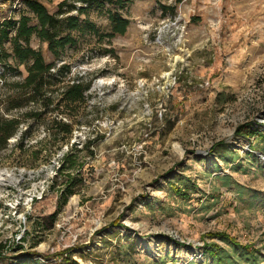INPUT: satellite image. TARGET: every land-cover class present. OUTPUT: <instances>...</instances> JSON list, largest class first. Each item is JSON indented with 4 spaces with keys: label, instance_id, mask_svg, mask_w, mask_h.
<instances>
[{
    "label": "rangeland",
    "instance_id": "obj_1",
    "mask_svg": "<svg viewBox=\"0 0 264 264\" xmlns=\"http://www.w3.org/2000/svg\"><path fill=\"white\" fill-rule=\"evenodd\" d=\"M40 1L60 19L82 7L102 31L108 12L129 22L101 41L72 31L57 56L30 37L53 63L54 102L68 82L90 87L71 117L56 112L66 138L32 121L0 147V264H210L205 245H224L212 232L264 246V0ZM22 14L36 22L25 0H0V26ZM29 62L2 56L0 92L15 94ZM66 171L82 183L63 199ZM177 174L197 186L188 199L168 188Z\"/></svg>",
    "mask_w": 264,
    "mask_h": 264
},
{
    "label": "trees",
    "instance_id": "obj_2",
    "mask_svg": "<svg viewBox=\"0 0 264 264\" xmlns=\"http://www.w3.org/2000/svg\"><path fill=\"white\" fill-rule=\"evenodd\" d=\"M83 1L98 4L107 2L123 7L127 0ZM25 2L36 18L35 23H30V16L22 14L17 19H4L0 26V44L5 38H9L11 41V52L0 53V59L2 56L5 58L8 55H12L18 62H27L30 59V62L26 64V74L20 81L15 83V94L0 92V108H2L0 112V147L4 146L7 139L19 130L21 123H25L26 127L20 131L18 139L19 141L27 139L31 132L32 121L45 123L47 125V135H52L56 138V141L58 138H66L71 133V123L57 119V113H65L66 116L71 117V113L66 109L67 106L83 101L84 92L90 87V81L84 83L78 79L68 82L61 91L58 90V98L54 102L56 97L54 91L58 88L53 87L56 80V76L51 71L53 63L44 59L40 49L29 45V39L33 34L40 40L46 41L47 49L54 56H57L67 44H76L77 39L72 31L82 34L86 29L98 41H101L104 38H110L114 34L123 33L129 22L127 17L111 11L107 13L111 24L110 30L102 31L88 16H84L82 19L79 17V14L84 10L82 7L77 8L78 14H70L65 19H60L49 13L40 0H25ZM63 4L64 0H61L59 2L60 8ZM11 29H13L12 34H10ZM108 51L113 54L112 49H108ZM5 84L7 83L4 82ZM29 100L34 101L38 106L22 111L21 107L23 104H27ZM15 110L21 111L14 114L13 111ZM9 114L13 115L9 116ZM45 115H52V117L45 121ZM49 124H52L51 127L54 125L57 128L52 131L48 127ZM247 127H249L246 129L249 134H261L260 130L252 124L247 125ZM218 146L222 149L226 148V144L223 142H217L213 148ZM63 160L61 169L65 166L68 168L75 166V159L70 157L68 153H64ZM66 176L60 186V196L63 199L74 193L76 186L82 183L79 171H66ZM177 180V183L172 180L168 181L169 190L179 198L188 199L191 189L197 188L195 182L184 179L179 174H177ZM208 235L218 236L224 242V245H222L211 241L205 245L204 259L209 261L210 264H262L261 253L259 249L252 247L253 244L241 243L224 232H212ZM59 254L63 255L64 252ZM188 264H200V262L191 260Z\"/></svg>",
    "mask_w": 264,
    "mask_h": 264
},
{
    "label": "crops",
    "instance_id": "obj_3",
    "mask_svg": "<svg viewBox=\"0 0 264 264\" xmlns=\"http://www.w3.org/2000/svg\"><path fill=\"white\" fill-rule=\"evenodd\" d=\"M252 247H254L255 249H259L261 256H262L261 263L264 264V246H256L253 243Z\"/></svg>",
    "mask_w": 264,
    "mask_h": 264
},
{
    "label": "water",
    "instance_id": "obj_4",
    "mask_svg": "<svg viewBox=\"0 0 264 264\" xmlns=\"http://www.w3.org/2000/svg\"><path fill=\"white\" fill-rule=\"evenodd\" d=\"M97 83H100V81H98ZM258 154H260V153L258 152ZM260 156H262V155H260ZM262 157H264V156H262Z\"/></svg>",
    "mask_w": 264,
    "mask_h": 264
}]
</instances>
